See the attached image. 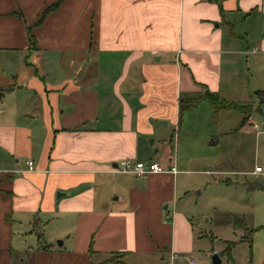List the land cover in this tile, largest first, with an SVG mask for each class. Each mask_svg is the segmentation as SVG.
<instances>
[{"label": "crops", "instance_id": "obj_1", "mask_svg": "<svg viewBox=\"0 0 264 264\" xmlns=\"http://www.w3.org/2000/svg\"><path fill=\"white\" fill-rule=\"evenodd\" d=\"M51 1L0 0V264H187L193 231L168 208L184 168L153 140L181 94L237 84L263 103L233 129L264 134V0H60L34 22Z\"/></svg>", "mask_w": 264, "mask_h": 264}, {"label": "rangeland", "instance_id": "obj_2", "mask_svg": "<svg viewBox=\"0 0 264 264\" xmlns=\"http://www.w3.org/2000/svg\"><path fill=\"white\" fill-rule=\"evenodd\" d=\"M240 72L243 78L247 77L246 71ZM218 93L226 99L249 102L252 107L258 102L253 93L242 90L238 84ZM252 114L257 117V128H263L257 116L261 114L254 109ZM239 115L230 107L214 109L202 98L195 106L179 112L174 128H170L172 124L165 125L161 143L153 140V149L157 144L163 146L165 158H174L176 167L184 168L175 173L176 187L168 208L187 215L193 231L190 248L195 264H213V253L220 258L217 264H264V186H258L264 184V176L259 170L248 173L234 169L251 168L253 163L262 161L264 134L233 129ZM214 167L225 170L217 173L201 170ZM165 209L163 217L168 222L171 213ZM234 216L242 218L244 226L234 224ZM248 228H252L250 247L244 240L237 241ZM229 240L235 243L226 254L224 246ZM113 258L109 257L108 264H118ZM122 260L124 264L135 261L131 256ZM150 260V264H159L157 258Z\"/></svg>", "mask_w": 264, "mask_h": 264}, {"label": "trees", "instance_id": "obj_3", "mask_svg": "<svg viewBox=\"0 0 264 264\" xmlns=\"http://www.w3.org/2000/svg\"><path fill=\"white\" fill-rule=\"evenodd\" d=\"M59 1L60 0H52L51 2L45 4L40 9V12L37 15L36 19L34 20V22H38L41 19V17L45 14V12L55 7L59 3ZM32 43H33V37L31 34H29V45L31 46ZM259 93H260V90H259ZM201 98L207 99L214 109L219 108V107H223V108L230 107V108L236 109L240 113L239 119L235 125L236 127L241 125L245 121V119L249 115V112L253 108L249 102H240V101H235L231 99H226L223 96L219 95L217 90H211L206 87H203L202 90L193 91L187 94L180 95L178 97V111L180 112L182 109L192 106L198 99H201ZM262 103H263V97L261 96V93H260V96L258 98V103L255 106V108L260 110ZM233 222L234 224L238 226H241V225L244 226L242 222V218L240 217L238 218L237 216H234ZM251 230L252 228H248L247 233L245 235H240L237 241L244 240L247 242L248 247H250ZM234 243H235L234 240L226 241L225 246H224V251L226 252V254L229 253Z\"/></svg>", "mask_w": 264, "mask_h": 264}, {"label": "built area", "instance_id": "obj_4", "mask_svg": "<svg viewBox=\"0 0 264 264\" xmlns=\"http://www.w3.org/2000/svg\"><path fill=\"white\" fill-rule=\"evenodd\" d=\"M26 168H32L33 163L31 158L25 159ZM115 168L125 171L131 172L136 175H142L149 171H170L174 172L176 170L175 164L173 162H161L158 159L149 158V159H133L129 156L120 157L115 162ZM254 170H260L264 174V170L259 168V165H254ZM172 256L175 255V252H172ZM186 263L187 264H195V259L193 255H185Z\"/></svg>", "mask_w": 264, "mask_h": 264}, {"label": "water", "instance_id": "obj_5", "mask_svg": "<svg viewBox=\"0 0 264 264\" xmlns=\"http://www.w3.org/2000/svg\"><path fill=\"white\" fill-rule=\"evenodd\" d=\"M148 140H150V138H149ZM59 242H60V241L57 240V243H59ZM211 262H212L213 264H217V263H219V257H218L215 253L211 254Z\"/></svg>", "mask_w": 264, "mask_h": 264}]
</instances>
